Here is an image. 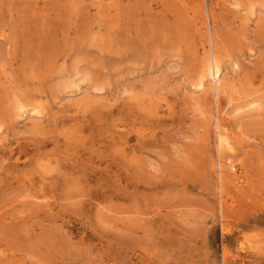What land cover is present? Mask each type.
Listing matches in <instances>:
<instances>
[{"label":"rangeland","instance_id":"374dc122","mask_svg":"<svg viewBox=\"0 0 264 264\" xmlns=\"http://www.w3.org/2000/svg\"><path fill=\"white\" fill-rule=\"evenodd\" d=\"M0 264H264V0H0Z\"/></svg>","mask_w":264,"mask_h":264},{"label":"bare ground","instance_id":"6f19581e","mask_svg":"<svg viewBox=\"0 0 264 264\" xmlns=\"http://www.w3.org/2000/svg\"><path fill=\"white\" fill-rule=\"evenodd\" d=\"M215 65H216V64H215ZM210 67H211V66H210ZM218 67H219V66H218ZM216 68H217V67H216ZM216 68H214L215 71H216V73H217V72H220V71L218 70L219 68H218V69H216ZM220 69H221V68H220ZM214 73H215V72H214ZM215 76H216V75H215ZM217 76H218V75H217ZM217 78H218V77H217ZM218 82H219V81H218ZM249 239H250V238H249Z\"/></svg>","mask_w":264,"mask_h":264}]
</instances>
